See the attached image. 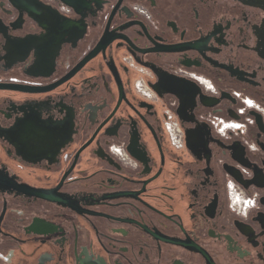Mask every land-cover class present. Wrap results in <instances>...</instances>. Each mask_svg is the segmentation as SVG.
I'll return each instance as SVG.
<instances>
[{"label": "flooded vegetation", "instance_id": "1", "mask_svg": "<svg viewBox=\"0 0 264 264\" xmlns=\"http://www.w3.org/2000/svg\"><path fill=\"white\" fill-rule=\"evenodd\" d=\"M0 177V264H264V0H0Z\"/></svg>", "mask_w": 264, "mask_h": 264}, {"label": "built area", "instance_id": "2", "mask_svg": "<svg viewBox=\"0 0 264 264\" xmlns=\"http://www.w3.org/2000/svg\"><path fill=\"white\" fill-rule=\"evenodd\" d=\"M62 10H66L65 8H61ZM137 87L141 93L146 94L145 85L142 82H137ZM247 109H253L255 106L249 102H244ZM216 129L219 131V133H223L228 129H239V126L234 125L233 127H230L225 124H216ZM164 130L167 135V138L169 140L170 145L176 149L179 150L184 146V140H183V134L181 129L179 128L177 122L172 119V116L169 112H166V118L164 121ZM231 194V204L233 205V208L240 209V207H243V205H248L250 202L249 199H246L243 195H234L232 191H230Z\"/></svg>", "mask_w": 264, "mask_h": 264}, {"label": "water", "instance_id": "3", "mask_svg": "<svg viewBox=\"0 0 264 264\" xmlns=\"http://www.w3.org/2000/svg\"><path fill=\"white\" fill-rule=\"evenodd\" d=\"M62 1V0H61ZM153 88L156 90V91H159L158 89V86L157 85H154ZM164 90L168 93H178L180 92L179 90L175 89L171 83V81H168V82H165L164 84ZM183 92L185 91L184 89H182ZM0 181H4L5 182V187H14L18 190V192L20 193H23V194H26V195H33L35 197H38V198H43L45 197V193L43 191H40V190H34V189H30L29 187L27 186H24V185H17V186H14L12 183L10 182H6L5 179L1 178L0 177ZM237 181H239L237 179Z\"/></svg>", "mask_w": 264, "mask_h": 264}]
</instances>
